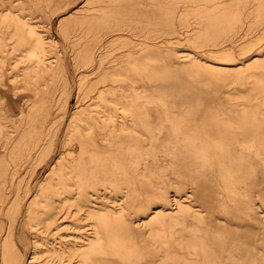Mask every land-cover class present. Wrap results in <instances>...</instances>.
Returning <instances> with one entry per match:
<instances>
[{
  "label": "bare ground",
  "instance_id": "obj_1",
  "mask_svg": "<svg viewBox=\"0 0 264 264\" xmlns=\"http://www.w3.org/2000/svg\"><path fill=\"white\" fill-rule=\"evenodd\" d=\"M202 1L0 0V197L7 171L53 149L48 182L23 205L37 214L28 249L0 224V264H264V45L239 61L170 47L166 33L201 29L188 14ZM188 76L258 96L243 97L249 109L176 97ZM50 100L59 132L37 113ZM19 143L23 159L8 168Z\"/></svg>",
  "mask_w": 264,
  "mask_h": 264
},
{
  "label": "rangeland",
  "instance_id": "obj_2",
  "mask_svg": "<svg viewBox=\"0 0 264 264\" xmlns=\"http://www.w3.org/2000/svg\"><path fill=\"white\" fill-rule=\"evenodd\" d=\"M188 16L190 17V21H192V27L196 25L194 20H200L199 24L201 29L197 28L189 31H194L196 34L177 36L174 33H166L165 38L168 40L167 43L170 47L175 46L178 50L183 51L189 56L195 55L202 59L212 60L216 59V49L221 48L231 51L232 55L239 61L252 54L258 53L264 45V3L262 4L259 0L202 1L199 10L189 13ZM54 20L55 17L52 18V21L50 20L53 28ZM81 33L84 32L81 31ZM175 37L178 38L175 39ZM67 65L70 68V62L68 60ZM67 70V79L71 83L72 70ZM80 71L83 72V77L85 76L82 88L85 97L88 98L93 94L92 89L95 86L94 82L97 78V71L92 65L82 67ZM184 79L187 81L186 85L190 92L187 95H182V93L179 92V95H176V97L187 96L195 99L210 98L216 102L220 101L230 106L240 103L241 105L235 108L249 109L251 108L250 103L246 101L249 104H243L245 102L243 97L245 95L249 97L258 96L257 93L253 94L248 92V83L243 85H224L220 82L219 86L216 88H207L204 84H199L197 78L194 76L183 77V80ZM199 79H201L202 82L210 80L206 75L199 76ZM72 102H74L72 98L68 99V104ZM251 102L255 104L257 100ZM44 111H49L52 113L51 117H54V121L49 125L51 128L49 131L59 132L63 126H65V119L57 116L53 100H50L47 106H41V110L39 109L37 113L42 116L45 113ZM41 116L39 115L36 117L42 119ZM55 138L56 136L53 135L52 141L56 140ZM24 147L25 145H23V143H19L14 152H12L13 149L9 150L6 156L8 168H14L15 165L21 163L22 157L24 156ZM52 151L53 149L51 148L48 155L44 153L45 156H43L41 160H39L38 154H34L32 159L28 161L26 167H19L20 175L19 172L11 174L10 170L5 173L4 178L1 177L4 187L3 189L1 188L3 195L0 197V224L5 229L9 225L14 228L17 227V229L15 228V237L20 248L28 249L27 243L30 237L28 225L33 223L31 218L37 216L35 210H31L30 208L23 210V205L26 204L25 199L31 197V191L32 193L38 191L39 186H37V188H32L31 185H42L48 182L49 177L44 174H46V171L49 169L48 163L51 159L49 156ZM65 155L68 156L67 153ZM8 199L11 201H8ZM261 210L264 213V209L261 208ZM142 211L140 212L142 213ZM19 221H21L20 228L17 225ZM75 222L74 218H65L62 224L66 226V224H74ZM88 222V219L85 220V223ZM261 226L260 238L257 245L261 252L264 253V220ZM71 232L72 231H70V233ZM245 239L248 243H251L252 235H246Z\"/></svg>",
  "mask_w": 264,
  "mask_h": 264
}]
</instances>
